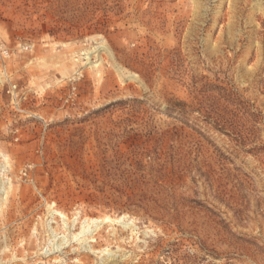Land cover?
<instances>
[{
	"label": "rangeland",
	"instance_id": "obj_1",
	"mask_svg": "<svg viewBox=\"0 0 264 264\" xmlns=\"http://www.w3.org/2000/svg\"><path fill=\"white\" fill-rule=\"evenodd\" d=\"M0 264H264V0H0Z\"/></svg>",
	"mask_w": 264,
	"mask_h": 264
},
{
	"label": "bare ground",
	"instance_id": "obj_2",
	"mask_svg": "<svg viewBox=\"0 0 264 264\" xmlns=\"http://www.w3.org/2000/svg\"><path fill=\"white\" fill-rule=\"evenodd\" d=\"M49 207V206H48ZM49 210V214L53 219L59 218L62 223H63V232L66 234L68 233L69 238V246L71 245H76V247H72L75 248V252L79 253V252H86V253H90L94 256H97L99 253V249H97L95 247V243H97V239H102L104 237H106L107 239L109 238L108 236H104L103 234H99V236L96 238L97 234H94L95 231H97L104 223H112V224H121V227L123 229H131V225L128 223V221L126 222L125 217H120L117 220H112L109 217L104 218V220H100V219H95V218H82L80 219V223H79V229L77 231H74V233H71L75 228V223L77 219H74L73 221L69 222L67 217L65 215H63L62 213H60L57 210L51 209V207L48 208ZM50 217V218H51ZM48 225V224H47ZM93 226H95L94 231H92ZM60 230V229H59ZM135 229L132 230V232H134ZM69 231V232H68ZM108 233L110 234V232L108 231ZM54 238V237H53ZM67 242V241H66ZM66 244V243H65ZM110 245L108 244V246L106 247V249L101 250V253L104 254V252L107 251V248ZM61 244L57 246V248H55V251H58L59 249L61 250ZM54 251V252H55ZM101 255V254H100Z\"/></svg>",
	"mask_w": 264,
	"mask_h": 264
},
{
	"label": "built area",
	"instance_id": "obj_3",
	"mask_svg": "<svg viewBox=\"0 0 264 264\" xmlns=\"http://www.w3.org/2000/svg\"><path fill=\"white\" fill-rule=\"evenodd\" d=\"M16 92H17L16 91V87L11 90V93H12V96H13V102H15V101L18 102V99H19L18 94Z\"/></svg>",
	"mask_w": 264,
	"mask_h": 264
}]
</instances>
